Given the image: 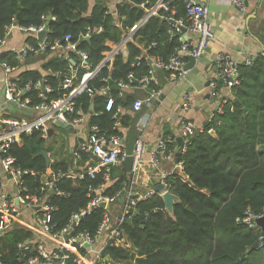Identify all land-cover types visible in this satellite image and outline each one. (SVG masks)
Here are the masks:
<instances>
[{
  "label": "trees",
  "instance_id": "1",
  "mask_svg": "<svg viewBox=\"0 0 264 264\" xmlns=\"http://www.w3.org/2000/svg\"><path fill=\"white\" fill-rule=\"evenodd\" d=\"M155 3L157 0H128L116 7L118 19L105 14L107 7L104 0H95L92 7L86 0H0V41L5 37V30L11 25L19 27H40L46 25L47 16L52 20L46 25V38L49 47L55 43L64 46V37L70 35L72 43H78V50L88 55L89 71L95 70L103 60V54L110 43H119L122 32L115 25L120 21L124 33L143 16L137 7L142 2ZM178 18L185 17L184 0H175ZM18 17V18H17ZM89 28L90 36L82 35ZM100 30V31H99ZM168 25L159 18H152L134 36V42L148 50L147 56L168 60L180 46L177 37L167 35ZM35 44L34 38H28ZM50 52H47V54ZM127 58L122 54L115 56L110 71L102 68L91 80L87 89L95 92L90 96L82 93L76 100V109L89 117V125H96L101 132L119 135L112 119L117 107H121L120 128L131 129L134 116L129 113L134 96L119 98V91L113 86L133 73L136 78L148 71V61L137 58L141 56L140 48L134 43L127 45ZM74 58V56H71ZM42 70L53 73L69 74V63L57 57L43 56ZM0 62L11 69H21L22 65L12 52L2 53ZM26 64V62H25ZM241 83L232 90L231 97L223 104V113L214 111L213 120L205 125V133L193 137L185 147L183 154L175 156L176 163H182L183 169L173 173L167 180L168 191L180 200L169 216L165 204L159 197L137 204L123 223V231L132 243L136 254L121 248L107 247L101 259L94 264H264V241L262 246L251 249L264 238L261 229H250L242 223L247 213L260 216L264 212V57H257L251 66L239 65ZM83 71L79 72L81 76ZM17 85L35 83L42 78L38 71L25 70L19 73ZM55 100L69 91L62 90L61 79L47 77ZM104 80H108L104 82ZM220 89L221 84L218 83ZM105 94H97L102 89ZM114 104L108 112V100ZM36 103V94H31ZM239 102V105L236 104ZM244 110V112H243ZM92 112V113H91ZM92 114V115H91ZM136 114V113H135ZM96 115V116H95ZM212 130L214 136L206 131ZM165 138V137H164ZM175 144H169L174 150ZM53 152L47 146L39 132L23 136L20 145H13L9 154L15 158V164L22 170L34 171L39 175L47 170L62 176L55 182L57 191L45 194L47 204L53 207L52 223L56 230L66 226L70 217L85 209L90 188H96L103 182V173L94 180L88 175L81 180L73 179L78 169L87 159L75 168L73 161H55L46 164L39 152ZM39 177H24L31 193H40ZM128 180L124 164L110 169V182L105 194L112 196L121 193ZM190 181V184H187ZM1 189V186H0ZM104 211L95 209L87 215L76 233L87 232L96 235L103 220ZM42 242L47 249L48 241H38L35 234L19 225L13 226L0 236V260L3 264H23V252L19 245H36ZM34 254H28L27 257ZM108 259V262L105 261Z\"/></svg>",
  "mask_w": 264,
  "mask_h": 264
},
{
  "label": "built area",
  "instance_id": "2",
  "mask_svg": "<svg viewBox=\"0 0 264 264\" xmlns=\"http://www.w3.org/2000/svg\"><path fill=\"white\" fill-rule=\"evenodd\" d=\"M90 2V0H86ZM116 4L113 6V11L108 8L105 14L118 19L116 7L128 0H114ZM185 2V17L178 18L175 0H157L155 3L149 1L142 2L137 5L143 11V16L136 22L128 31L124 33L121 28L120 21L116 22V26L120 29L123 36L119 43H110L106 45L109 49L104 52L103 60L99 66L89 71L87 64L88 55L86 52L78 50L77 44L72 43V37L66 35L63 39L64 46L55 43L49 47L46 38V25L40 27H19L11 25L5 30V37L0 41V55L6 53L3 49L8 36L15 29L28 37H33L36 40L35 44L25 43V45L16 53V58L20 61L29 56H54L63 59L69 63V74L65 75L62 72L53 73L51 70H46L42 74V78L35 83L28 82L23 87H19L18 75L14 74L15 69H11L6 64H1L3 76L0 80L4 107L0 111V186H3L2 177L11 182L15 189V198L6 196L0 189V236L11 229L15 225L24 227L32 231L38 241H48L50 248L39 242L36 245H19L18 247L23 252V264H94L96 260L101 259L102 252L107 247L121 248L124 251L136 254L132 243L125 235L122 227L125 219L131 212H135L137 204L152 200L154 197L162 199L163 194L168 191V178L176 172L183 169L182 163L175 162L176 151L169 148L174 140L161 137L159 138L156 149L148 155V160L145 159L147 154V144L144 140V133L150 124L148 118L137 120L136 130L137 137L134 140L132 154L128 155L124 150L122 137L119 135L107 136L101 132L96 125H89V117L80 109H76V100L82 93L87 92L93 96L95 92L87 89L88 83L93 80L101 71L102 68L112 69L113 61L116 55L122 54L127 56V45L134 43L135 34L146 25L152 18H159L168 25L167 35L169 37H177L180 46L175 49L170 58L166 61L160 58L148 57V50L155 47L152 44L147 49L137 45L141 50L140 58H137V66L142 58L148 61V71L145 75L136 78L133 73H130L125 80L113 83V86L119 91V98L124 99L125 93L129 90H137L143 92L145 96L142 99H137L133 102L131 110L134 113H140L144 107H150L153 103L160 104L163 96V91L159 87L156 71H161L166 74L168 81L171 84H176L185 79L188 71L185 69L188 63V58L191 57L198 63L202 58L209 43L215 39V33L209 22L208 8L191 0ZM233 6L239 11H245V5L241 0H234ZM46 20V19H45ZM52 20V18H51ZM186 30L184 33L183 30ZM100 31V30H99ZM43 32L41 40L39 33ZM192 35L193 38H189ZM90 36L89 28L82 35L83 39H88ZM50 52L47 54V52ZM74 56V58H71ZM125 56V57H126ZM264 57V49L256 57H249L243 63L233 61L227 55H219L217 57V71L214 79L209 81L208 89L210 94L217 102L216 112L223 113V104L231 97L233 89L241 83V75L239 65L244 64L251 66L257 57ZM127 58V57H126ZM73 61V63H71ZM83 71L80 76L79 72ZM48 76H55L61 79L62 90L69 91L62 97L50 100L52 94ZM108 80H104L107 82ZM218 83L228 91L230 95L224 96L221 94ZM108 89L102 88L97 94H105ZM36 94V103L32 102L31 94ZM7 104H12L17 108V111H27L30 117L23 119L19 114H12L6 109ZM114 104V100L110 98L107 102L106 110L109 112ZM182 110L190 109V101L183 99ZM121 107H117L116 113L112 119L115 121L114 128L120 131ZM92 113V112H91ZM92 115V114H91ZM96 116V115H95ZM212 114L207 123L213 120ZM56 122L65 124L73 133L76 142V149L73 152V165L76 168L83 157L87 159L79 166L80 174L72 176L73 179L81 180L88 175L91 180H94L97 174L103 173V182L96 188H90L88 198L89 202L85 209L71 215L68 223L60 230H56V226L52 223L53 207L47 204L45 194L51 191L56 192L55 182L62 175L53 173L52 170H47L45 174L39 175L34 171L22 170L15 164V158L9 154L11 147L15 144L20 145L23 136H30L34 132H39L41 138L47 141L49 138V125H56ZM179 137L181 139L180 154L185 151L189 141L199 135L205 133L204 127H197L183 115L178 117ZM212 130L206 132L210 134ZM121 133V132H120ZM132 156V166L128 173V180L123 185L121 193L109 196L105 194V190L110 182V169L115 166L124 164L127 157ZM165 165H170L167 169ZM151 171V179L149 185L144 191L137 188L139 174L145 173L146 170ZM32 178L39 177L40 193H31L24 177ZM161 186L163 191L156 192L155 187ZM126 193L124 203H119L120 197ZM101 205H104L102 208ZM118 207L119 210H115ZM104 211L103 220L98 227L97 233L91 236L87 232L76 233V228L82 220L95 209ZM23 210H31L34 213V220L31 224H27L22 219ZM116 211V212H114ZM264 217V212L260 216H254L247 213L242 219V223L250 229L259 228L256 221ZM68 237L65 239V237ZM264 238H260L258 246L263 245ZM88 246L86 248L85 246ZM95 247L94 250L91 247ZM27 253L34 254L27 257ZM0 264L3 262L0 260Z\"/></svg>",
  "mask_w": 264,
  "mask_h": 264
},
{
  "label": "crops",
  "instance_id": "3",
  "mask_svg": "<svg viewBox=\"0 0 264 264\" xmlns=\"http://www.w3.org/2000/svg\"><path fill=\"white\" fill-rule=\"evenodd\" d=\"M95 0H90V7L94 4ZM192 2L205 5L209 10V22L214 30L215 39L209 43L202 61L195 63V66L188 71L184 80L171 84L166 74L161 71H156V78L158 84L163 91V96L160 104L153 103L150 107H144L140 113H129L134 116V126L131 129H120L122 134V140L124 143V150L128 155L132 154L134 140L137 137L136 122L137 120L148 118L150 121L144 133V140L147 144V154L145 159L148 160V155L151 151L156 149L159 138L165 137L174 140V151L177 148L176 139L179 137L178 117L183 115L187 120L196 125L197 127H205L208 118L216 111L217 103H212L211 99H207V96L211 97L210 91L206 86L209 81L215 78L217 71V57L221 54L229 56L233 61L243 63L249 57H256L264 49V0H241L245 5V11H239L233 6L234 0H191ZM107 8L112 11L114 0H104ZM22 33L13 29L11 34L6 40L4 46L5 52H18L27 43L28 38ZM189 38H193L189 35ZM35 39V38H34ZM135 45H138L134 42ZM128 54V52H127ZM42 56L34 57L29 56L20 61L22 65L21 69L14 70V74L19 75L20 72L25 70L38 71L44 74L42 70L43 61ZM126 56V54H125ZM124 56V59L126 57ZM54 57V56H48ZM26 62V64H25ZM2 63L0 62V65ZM188 64V63H187ZM3 76L2 66H0V80ZM203 76V81L198 83V77ZM221 84V83H219ZM220 92L224 96L230 95L228 91L222 86ZM134 96V101L142 99L145 94L137 90H129L125 95ZM0 111L4 109L1 106L4 103L2 90L0 85ZM190 101V109L188 111L182 110L183 99ZM216 101V100H215ZM6 110L12 114H19L14 112L6 106ZM209 110V114L205 115V110ZM27 112V111H26ZM23 116V119L30 117V113L19 114ZM52 130L51 136L46 141V145L54 149L53 152L47 153L50 163L55 161H72L73 152L76 149V142L74 137L68 140L65 144L61 145L58 149L53 147V143L50 139L54 135ZM69 132L71 130L66 129ZM72 135H74L72 133ZM48 142V143H47ZM127 142V143H126ZM52 143V144H51ZM56 146V145H55ZM167 169H170V165H165ZM151 179V171L146 170L145 173L139 174L137 181V188L140 191H144L149 185ZM3 186L2 191L6 196L15 198L16 189L14 185L7 179L2 177ZM116 210V207H114ZM116 212V211H114ZM118 212V211H117ZM22 219L27 224H31L34 220V213L31 210H23ZM86 264V263H84Z\"/></svg>",
  "mask_w": 264,
  "mask_h": 264
},
{
  "label": "water",
  "instance_id": "4",
  "mask_svg": "<svg viewBox=\"0 0 264 264\" xmlns=\"http://www.w3.org/2000/svg\"><path fill=\"white\" fill-rule=\"evenodd\" d=\"M17 18H18V17H17ZM51 18H52L51 15L47 16V18H46V25H47L48 22L51 20ZM183 32L185 33L186 30L184 29ZM43 34H44L43 32L39 33V35H38L39 40H41ZM71 63H73V61H72ZM194 66H195V60H194L193 58L189 57V58H188V64L186 65V68H185V69H186L187 71H189V70H191ZM206 86L208 87V84H207ZM206 98H207V99H211V102H212V103H217V102L215 101L214 97H212V96H211V97H210V96H207ZM236 104L239 105V102L236 101ZM243 112H244V110H243ZM56 126H57V127H60V128H63V129H68V127H67L65 124H61L60 122H56ZM51 134H52V130L50 129V130H49V136H51ZM210 135L214 136V132L211 131V132H210ZM176 142H177V148H176V154H175V156H176V157H179V156H180L179 149H180V147H181V139H180V138H177V139H176ZM36 156H38V157H43L44 160H45V162H46V164H47V165L50 164L49 157H48V155H47V153H46L45 151H41V152H39ZM132 161H133L132 156L127 157V158L125 159V161H124V167H125V170H126L127 173H129L130 170H131ZM187 184H190V181H187ZM155 191H156V192H162L163 189H162L161 186L158 185V186L155 187ZM50 194H53V191H51ZM125 197H126V193H124V194L120 197V199H119V203H120L121 205L124 203ZM162 200H163V202H164V204H165V209H166L167 214H168L169 216H172V215H173V208H174V205H175L176 203H179V202H180L179 198H178L177 196H175L174 194L170 193V192H166V193L163 194ZM101 207L103 208L104 205H101ZM135 215H137L136 212H135ZM256 223H257V225L260 227V229H261V231H262V233H263V231H264V217L258 219V220L256 221ZM67 238H68V237L66 236L65 239H67ZM257 246H258V244L256 243V244L253 245V247H252L251 249H255ZM85 247L88 248L87 245H86ZM94 248H95L94 246L91 247L92 250H94ZM105 261L108 262V259H106Z\"/></svg>",
  "mask_w": 264,
  "mask_h": 264
},
{
  "label": "rangeland",
  "instance_id": "5",
  "mask_svg": "<svg viewBox=\"0 0 264 264\" xmlns=\"http://www.w3.org/2000/svg\"><path fill=\"white\" fill-rule=\"evenodd\" d=\"M209 16H210V14H209ZM23 35H25V37H28L26 34H23ZM22 35V36H23ZM206 51V50H205ZM205 53V52H204ZM203 56H204V54H203ZM203 56H202V58H203ZM202 58L200 59V62L202 61ZM203 81V76H199L198 77V83H201ZM2 101V99L0 98V102ZM8 108H10L11 110H13L14 112H17V108L14 106V105H12V104H7L6 105ZM24 112H25V114H27V112L26 111H19L18 113L19 114H24ZM209 114V110L207 109V110H205V115H208ZM49 127L51 128V129H53V131H54V135H53V137L50 139V142H52L53 143V147L55 148V149H58L59 147H61V145H63V144H65L68 140L70 141V139L72 138V133L71 132H69L68 130H66V129H63V128H60V127H57L55 124H53V125H49ZM48 143V142H47ZM51 143V144H52ZM127 143V142H126ZM56 145V146H55ZM116 209H117V211L119 210V208L118 207H116Z\"/></svg>",
  "mask_w": 264,
  "mask_h": 264
}]
</instances>
